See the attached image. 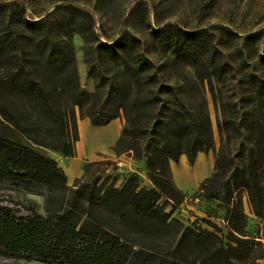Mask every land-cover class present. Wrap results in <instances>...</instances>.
I'll use <instances>...</instances> for the list:
<instances>
[{
    "label": "trees",
    "instance_id": "trees-1",
    "mask_svg": "<svg viewBox=\"0 0 264 264\" xmlns=\"http://www.w3.org/2000/svg\"><path fill=\"white\" fill-rule=\"evenodd\" d=\"M10 6L0 3L5 25L0 31V180L34 182L54 194L48 198L46 214L32 211L27 217H18L8 209L0 210V246L10 253L28 252L45 264H257L264 256V246L247 234V214L240 200L228 209L231 233L227 237L219 234L217 226L214 230H197L171 217L161 201L164 194L177 202L185 198L173 182L170 161H178L185 154L193 162L198 153L214 145L206 108L182 119L146 114L147 108L154 110L159 105L160 89L173 92L174 88L160 85L157 89V75L143 57L136 36L125 32L113 43L102 42L91 14L72 8L83 17L74 24V31L84 40L85 61L96 79L94 53L100 62L119 51L136 53L125 59L124 78L112 84L105 95L100 84L95 91L86 90L81 85L72 38L65 35L52 40L48 31L54 23L45 18H24L22 31L14 28L7 21ZM152 33L163 44L180 46L178 60L191 65L195 72L193 79L182 74L186 83L204 86L208 80L214 91L213 79L222 81L227 66L211 61L221 55L214 47L212 32L168 22ZM258 36L259 32H253L248 38ZM261 59L264 62V56ZM203 101L206 103L204 96ZM76 106L95 125L107 124L124 113L125 126L115 146L118 155L137 150L143 140L153 138L147 159L155 189L139 188L135 178L122 187L107 184V180L98 185L85 181L84 175L75 179L67 193L66 172L45 149L74 155L78 140ZM218 127L222 145L215 173L202 185L218 174L221 156L233 137L231 132H239L236 120L228 117L225 109ZM262 145L261 161L250 170H239L234 179L236 189L246 190L257 216L264 214V138ZM52 199L57 202L54 209L49 207ZM149 236L165 245L160 249L147 246L141 237Z\"/></svg>",
    "mask_w": 264,
    "mask_h": 264
},
{
    "label": "rangeland",
    "instance_id": "rangeland-1",
    "mask_svg": "<svg viewBox=\"0 0 264 264\" xmlns=\"http://www.w3.org/2000/svg\"><path fill=\"white\" fill-rule=\"evenodd\" d=\"M0 3L11 4L7 21L20 31L24 18L29 20L45 18L54 23L48 31L52 40H61L65 35H69L73 41L82 87L95 91L96 85L100 84L104 95L112 84L124 78L125 59L135 57L136 53L124 54L119 51L111 58L105 57L103 62L98 61L94 53L96 79L90 73V66L85 61L84 40L74 31V24L83 17L73 12L72 8H80L91 14L94 30L102 42L113 43L125 32L136 36L141 42L140 50L143 57L150 62L152 71L157 75V89L160 85H170L174 88L173 92L160 89L159 105L154 110L147 108L146 114L152 118L176 115L182 119L198 115L204 107L211 118L214 145L201 155L212 157L213 169L196 186L187 191L181 189L172 176L174 184L185 194V198L177 202L164 194L161 201L166 203V211L171 213V217H176L197 230H214L217 226L219 234L227 237L231 233L228 209L240 200L247 214V234L262 241L264 246V214L255 215L246 190L236 189L234 186L238 171L250 170L256 166L263 150L264 84L261 81L264 80V62L261 58L264 56V0H0ZM168 22L187 28H207L213 33L214 47L221 51V55H217L211 61L227 66L221 77L222 81L213 79L214 91L208 80H205L204 86L186 83L182 79V74L193 79L195 72L191 65L178 60L177 52L180 46L163 44L153 36L152 32L155 28ZM4 28L0 15V31ZM253 32H259V36L249 39L248 35ZM35 39L32 45L33 51L38 40ZM203 96L206 98V103L203 101ZM140 100L144 103L143 99ZM222 109H225L228 117L236 120L239 132L236 134L231 132L233 137L221 156L222 168L219 169L218 174L202 185L206 178L213 177L215 173L217 152L222 145L218 127V118L222 115ZM75 113L78 139L82 129L87 126L92 130L91 137L95 144L103 140L104 128L112 127L114 124L110 121L107 124L95 125L88 116L81 113L78 106L75 107ZM116 123L121 124V132L116 142L110 145L106 152L104 148L101 150L96 147L93 153L87 150L86 154L80 156L75 141L73 158L74 156L81 158L84 180L96 181L98 185L107 180V184L112 183L116 187H122L130 178H135L139 188L155 189L149 177L147 159V148L153 138L147 137L137 150L121 153L122 158L130 162L123 163V160L114 157L117 154L116 143L125 126L123 112L116 119ZM45 150L58 162L63 159L62 153L50 148ZM182 155L178 161H170L171 171L172 164L180 163ZM198 155L193 162L187 161L188 170L194 169ZM202 163L205 167L203 161ZM86 167L87 172H85ZM262 168L264 171V161ZM146 179L150 182L151 188L144 183ZM74 181L68 183V194L74 186ZM166 186L170 189L167 183ZM52 194L54 192L47 186L34 182L0 180V210L8 209L18 217H27L32 211L46 214L48 198ZM56 203V199H52L49 207L54 209ZM141 241L157 249L165 245L164 242L159 241V238L151 236L141 237ZM261 259H264V256ZM261 259L257 260V264H263ZM0 264L45 263L36 260L28 252L10 253L0 246ZM55 264H65V262L59 261Z\"/></svg>",
    "mask_w": 264,
    "mask_h": 264
},
{
    "label": "crops",
    "instance_id": "crops-1",
    "mask_svg": "<svg viewBox=\"0 0 264 264\" xmlns=\"http://www.w3.org/2000/svg\"><path fill=\"white\" fill-rule=\"evenodd\" d=\"M117 119V118H116ZM116 119L112 120L110 123L112 124V127L110 128H104V136L103 140L99 143H94L91 137L92 130L85 127V129H82L80 139L76 141V149L80 156H83L86 154L87 150L90 152H94L93 150L96 149H103L104 152H106V149L114 144L121 132V124L117 125ZM114 127V128H113ZM113 128V129H112ZM88 147V148H87ZM202 152H200L198 155V158L196 160L194 169L188 170V157L186 155H182L180 163L172 164V176L173 179L176 181V183L179 185V187L183 190H189L192 187L196 186L200 180H202L204 177H206L213 169V160L211 156H206L204 154L201 155ZM116 159L123 160V163H130L128 160L123 159L122 154L114 156ZM68 158L72 159L69 160ZM126 158L131 159L130 157L126 156ZM81 159V158H80ZM80 159L77 158V156L73 158L69 156H63V159L59 161L60 166L64 169L66 172L68 183H71L74 181L77 177H80L84 173V169L81 167ZM205 164V167L203 166V163ZM146 185H148L149 188H151V184L149 181L144 182ZM262 263L264 264V259H261Z\"/></svg>",
    "mask_w": 264,
    "mask_h": 264
}]
</instances>
